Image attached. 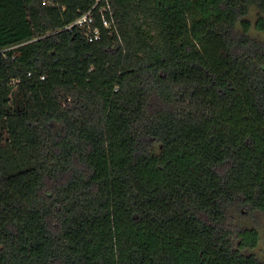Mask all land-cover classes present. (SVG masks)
I'll use <instances>...</instances> for the list:
<instances>
[{
    "label": "trees",
    "instance_id": "16d2710c",
    "mask_svg": "<svg viewBox=\"0 0 264 264\" xmlns=\"http://www.w3.org/2000/svg\"><path fill=\"white\" fill-rule=\"evenodd\" d=\"M42 1L0 0V264H264V0Z\"/></svg>",
    "mask_w": 264,
    "mask_h": 264
},
{
    "label": "rangeland",
    "instance_id": "374dc122",
    "mask_svg": "<svg viewBox=\"0 0 264 264\" xmlns=\"http://www.w3.org/2000/svg\"><path fill=\"white\" fill-rule=\"evenodd\" d=\"M262 13L255 6H251L244 16V18L250 23L248 33L252 36L263 37L264 32L256 27L257 20L260 18ZM238 27L242 29V24L238 22ZM159 146L155 145L153 150L155 152L159 151ZM230 216V223L239 228L244 227H255L260 235L259 243L252 249L246 250L253 252L258 257L264 258V211H248L242 207L230 206L227 209Z\"/></svg>",
    "mask_w": 264,
    "mask_h": 264
},
{
    "label": "built area",
    "instance_id": "2783aa9c",
    "mask_svg": "<svg viewBox=\"0 0 264 264\" xmlns=\"http://www.w3.org/2000/svg\"><path fill=\"white\" fill-rule=\"evenodd\" d=\"M100 0H95L94 4L85 12L79 14L72 22L65 25L64 28H73L75 27L77 30H79V33L83 35L88 41L97 40L101 36V32L99 29V26L95 24V19L93 15V10L98 8V14L100 18V22L102 26H104L107 29H110L111 27V20L106 16L104 5L99 6ZM43 3L49 2L46 0L42 1ZM15 45L0 49V52H4L8 48H13ZM43 78V76H41Z\"/></svg>",
    "mask_w": 264,
    "mask_h": 264
}]
</instances>
